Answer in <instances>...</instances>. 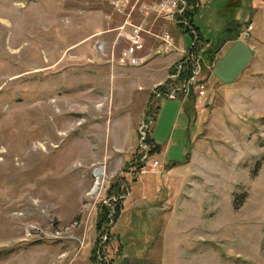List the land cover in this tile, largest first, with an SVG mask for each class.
Returning a JSON list of instances; mask_svg holds the SVG:
<instances>
[{"label": "rangeland", "instance_id": "1", "mask_svg": "<svg viewBox=\"0 0 264 264\" xmlns=\"http://www.w3.org/2000/svg\"><path fill=\"white\" fill-rule=\"evenodd\" d=\"M252 1L206 3L204 37L170 25L175 49L158 55L145 39L133 67L118 29L130 18L161 34L142 12L157 0H129L123 15L103 0H0V264H264V15L249 22ZM194 44L207 94L155 100ZM154 62L168 78L137 77ZM145 126L160 145L144 141L149 153ZM141 176L150 203L184 193L182 212L170 223L142 212L130 232L128 212L113 231ZM118 180L124 196L110 194Z\"/></svg>", "mask_w": 264, "mask_h": 264}, {"label": "built area", "instance_id": "2", "mask_svg": "<svg viewBox=\"0 0 264 264\" xmlns=\"http://www.w3.org/2000/svg\"><path fill=\"white\" fill-rule=\"evenodd\" d=\"M103 1L110 4V6L113 7L114 11L117 14L120 13L122 15L124 13L122 12L123 10L121 9V5L124 8L130 6L129 0ZM137 6L138 4H135V6H133L134 8L133 10H131V13H129V15H132L136 12L135 10L137 9ZM126 10L127 12L129 11L128 9ZM142 12L146 13L145 16L147 18H150L148 15H152L153 17L155 15L156 19L155 17L154 19L156 24L159 21H162L164 23V31L159 35L152 31H144L138 24L131 22L130 18H128L126 23H124V27L122 26L120 27V29H118L119 32H121L118 40H121V38H123V40H127L130 43V47L126 49L125 52V56L128 58V63L130 62V66L137 67L146 64L144 61L135 58V55L144 51L145 45L143 41L145 39H152L156 44H158L157 47H159V49L156 52L158 55H167L172 52L173 48L176 45L177 37L170 31V25H175L178 31L179 29H187L192 36L195 35L197 39L199 38L197 29L193 27L188 17L189 0H160L159 2L157 0L154 5L152 4L151 6H146L145 9L142 10ZM155 23L153 24L154 28L156 27ZM127 27L131 28L130 34H128V32H122ZM251 30L252 28L249 27L248 31L243 35L246 38H250ZM193 48H196L195 44L193 45ZM99 49H103L102 45L98 46V50ZM193 52H190L188 56L175 67V69H173L174 67L172 68V74L167 81L160 84L154 89L155 100H159L162 98L173 100L178 98L186 99L191 95L203 97L207 94L208 89L206 88V86H204V83L200 81V76L205 72L203 66V57H198V53L195 51ZM128 63H124V65ZM185 72H188V75L183 78V74ZM145 128L146 126L142 128L141 132V135L143 136L142 148L145 149L147 153H149L147 144H144V141H146L147 138V134L145 132L146 130H144ZM147 156L144 158V160H146ZM158 165V163H155V166Z\"/></svg>", "mask_w": 264, "mask_h": 264}, {"label": "crops", "instance_id": "3", "mask_svg": "<svg viewBox=\"0 0 264 264\" xmlns=\"http://www.w3.org/2000/svg\"><path fill=\"white\" fill-rule=\"evenodd\" d=\"M210 2H212V0H200L199 6L204 7L206 3H210ZM251 5L252 6L250 7V15L247 18V19H250L249 22H253L254 21L253 19H256V18L258 19L260 15H264V0H253L251 2ZM236 19H241V17L239 16ZM232 23H236L235 25L237 26L238 20H235ZM195 25L198 28V31L201 34V36L204 37L200 27L196 24V21H195ZM232 25H234V24H232ZM231 28L233 29V27L230 26L229 29H231ZM234 28H235V30H232L230 32V33H232L231 37L234 36V33L238 32L237 31L238 27H234ZM186 37L190 38V36H186ZM178 44H179L180 49L184 50L183 52H185L186 51L185 50V44H184V46H182L180 43V40H178ZM183 54L184 53L179 52L178 58L173 56L171 59L181 60L184 56ZM167 59H170V58H167ZM166 65L167 64H163V63L160 64V63L154 62L152 64V66H150V70L144 71L143 68H139L135 74L139 78L142 77L143 75H145L144 77H148V78L152 77L155 80V82H157L160 79H163V77L167 76V78H168V75H169L168 71H169L171 65L170 66H168V65L166 66ZM212 78H213V75H212ZM212 78H211V80H212ZM166 80H163V83ZM211 80H210V82H211ZM155 82H153V84L151 86V90L158 83V82L157 83H155ZM149 139H150V142H149ZM146 140H147L148 144L152 143V144L160 147V145H158V143L153 138H151L150 136H149V138L147 136ZM141 147H142V145H141ZM160 151H161V148H160ZM192 160H190V162H192ZM173 170L174 169H171V172ZM145 174H147V173H145ZM145 174H143L142 176H144ZM142 176L138 180H134V183L137 185V186L135 185L136 188L134 189L136 192L135 196L132 193V187L133 186L130 187L131 192H130L129 198L124 203V207H123L124 210L121 212L120 216L118 217V220L114 224L113 231L116 230V228L118 227V224L120 223L122 217H124V215L128 212H131V219H130L129 227H128L129 232L132 230V227L134 225L133 220H135L138 216H142L141 215L142 212L144 213V215L146 217H151V218H155V217H159V216L161 217V216L165 215V217L168 219L169 223L173 220L172 215L177 213L176 210H179L180 213L182 212L183 207H182L181 201L187 200V196L184 193L179 194L180 198L176 199L177 200L176 203L174 200L175 195L173 193H170V192H168V194H166V196L163 198V203H160L161 199H159V198H157V200H156V198H154L155 201H153V203H150L147 200V197H148L146 194L147 189H148L147 185L138 186V184L141 181ZM168 183H172L171 185H174V183H176V182H172L169 179ZM166 227H168V225ZM115 234L119 237V239L121 241V234L120 233H115ZM121 262H122L121 264H165L164 260L159 261V260H155L154 258L143 259L142 257H140V258L134 257V258L130 259L128 256H125Z\"/></svg>", "mask_w": 264, "mask_h": 264}, {"label": "trees", "instance_id": "4", "mask_svg": "<svg viewBox=\"0 0 264 264\" xmlns=\"http://www.w3.org/2000/svg\"><path fill=\"white\" fill-rule=\"evenodd\" d=\"M198 3L200 4V1L199 0H189V12H188L189 20H190L191 24L193 25V27H195L197 29V31H198V28L195 25V15L201 11V6H199ZM192 5L194 7L193 10L191 9L192 8ZM192 51L198 52L196 48H193ZM216 53H217L216 50L213 51V50L209 49V51H207V54L208 55L207 54L206 55H207L208 58H210L211 60L213 59V61H214L215 60ZM187 75H188V72H185L183 74V78H185ZM149 142H150V139H149ZM139 168L142 169L143 166L141 165ZM122 183L123 182H120L118 180V182L112 186V191H111L110 194L111 195H118V196H124V195H126L125 189H122ZM121 212H122V207L118 206L117 207V213H116V217H117L116 218V221H117L118 217L120 216ZM109 214H110V211H107L105 213V215H107V216ZM112 262H111V264H112Z\"/></svg>", "mask_w": 264, "mask_h": 264}, {"label": "bare ground", "instance_id": "5", "mask_svg": "<svg viewBox=\"0 0 264 264\" xmlns=\"http://www.w3.org/2000/svg\"><path fill=\"white\" fill-rule=\"evenodd\" d=\"M105 175V169L97 170L95 173V177L98 178V180ZM99 186V183L96 185L95 191L97 190V187Z\"/></svg>", "mask_w": 264, "mask_h": 264}, {"label": "water", "instance_id": "6", "mask_svg": "<svg viewBox=\"0 0 264 264\" xmlns=\"http://www.w3.org/2000/svg\"><path fill=\"white\" fill-rule=\"evenodd\" d=\"M237 27H239V25ZM231 31H232V28L231 29H228V32H231Z\"/></svg>", "mask_w": 264, "mask_h": 264}, {"label": "flooded vegetation", "instance_id": "7", "mask_svg": "<svg viewBox=\"0 0 264 264\" xmlns=\"http://www.w3.org/2000/svg\"><path fill=\"white\" fill-rule=\"evenodd\" d=\"M232 30H235V28H233Z\"/></svg>", "mask_w": 264, "mask_h": 264}]
</instances>
